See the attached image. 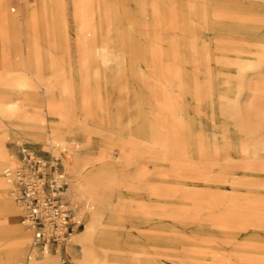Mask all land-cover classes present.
<instances>
[{
	"label": "rangeland",
	"instance_id": "obj_1",
	"mask_svg": "<svg viewBox=\"0 0 264 264\" xmlns=\"http://www.w3.org/2000/svg\"><path fill=\"white\" fill-rule=\"evenodd\" d=\"M31 1L30 11L38 9L40 0ZM95 1L101 3L103 9L99 14L107 17V21H102L98 42L77 43L73 0H61V14L64 20L62 49L54 46L50 29L49 33L44 34L45 39L43 35L30 31L28 37L31 41L26 43L24 29H19L17 53L20 56L16 60L18 68L14 65L6 66V69L14 72V76L26 74L30 79V85L20 87L18 92L23 98L24 95H36L43 101L46 97L65 101L69 113L67 112L68 116L64 119L60 114L42 110V129L46 131L47 138L40 139L35 137V127L26 125L24 119L18 117L19 113L29 117L32 115L26 101L21 100V108L15 109L13 114L7 117L0 113V140L6 144L7 149L13 151L15 160L18 157L19 145L24 142L40 147L51 141L55 151H60L62 171L68 181L64 196L81 222L76 231L83 227L84 221L75 211L81 206L80 202L73 201L67 191L72 174L66 165V155L76 152L86 156L87 161L80 163L79 167L83 171L95 165L109 169L107 176L116 180L112 189V206L117 215L109 236V264H179L173 260L174 255L186 254L192 247H202L207 251L240 250L234 245L244 240L243 231L237 230L231 234L233 243L227 244V241H224L208 245L194 241L192 239L200 236L221 238L222 231L212 227L204 219V214L190 221L189 217H183L182 213L157 207V197L151 193V187L146 188L150 186L147 182L141 183L139 187L129 184L134 180L135 172L142 168L147 170L145 176L151 184H164L170 189L179 187V192L184 194L183 198L195 200L193 191L189 190L194 185L198 188L207 187L212 182L201 179L178 181L173 178L172 163L174 159L184 158V155L186 159L195 161L204 157L198 154L194 147L200 139L207 149L206 161L217 169L241 161V144L245 145L246 160L262 166L261 172L256 175L259 177L249 183H255L256 190L264 194V115L250 112L249 109L246 111L243 125L242 119L239 122V116L235 112L242 106L246 107V110L249 108L246 101L256 95L250 84L255 79L264 77V3L260 0ZM12 4L15 8L12 12L15 13L18 5L16 1ZM152 4L159 5L166 11L165 16L169 20L167 28H161V25L155 22V13L151 14L147 9ZM229 8L239 11L240 14H251L255 19H229L212 13L213 10ZM46 14L53 12L48 9ZM96 14L98 18V13ZM166 40L174 41V45L176 43V57L173 63L179 68V88L172 80H165L163 76H154L155 80L153 77V71L156 69L150 58L151 48L165 45ZM192 42L195 44V52L191 47ZM95 45L98 46L99 52L108 58L102 61L91 57L89 62L95 64V70L100 73L94 75L92 68L89 70L86 67L88 69L81 79L79 48L81 52L86 53L89 46ZM91 50L93 52L92 48ZM247 56L256 59L253 66L255 70H246L247 74L241 79L245 81V85L241 87L239 59ZM34 67L45 68L52 79L59 76V82L50 90L43 91L29 73ZM131 67L135 68L138 80H133ZM193 78L199 82L198 97L194 96ZM62 79H68L70 82L69 91H61ZM7 82L10 81L0 80V91ZM96 83L99 84L102 98L100 106L94 98ZM153 85L156 87V98L153 97ZM82 88L87 94L83 105L79 98ZM135 90L137 97L133 94ZM260 94L264 97L263 89ZM178 97L180 103L177 106L175 101ZM163 100H168L171 107H164ZM176 116L182 118L185 125L186 152L180 155L177 151L157 146V139L154 137L158 127V134L164 140L165 122H172ZM54 125L59 128L60 136L71 127L72 132L83 133L86 138L66 142L60 140L59 136L56 141L49 140V132L51 137L55 136L54 131H48L47 128L50 129ZM137 136L140 137L139 144L133 155H121L119 147H132L127 143H131ZM103 139L108 143L105 149L100 145ZM156 149L161 152V159L155 154ZM225 149L235 162L230 163L224 159ZM231 170L233 172L227 175V180L218 182V185L227 192L234 187V194L241 199L247 187L233 183L248 177L247 169L239 166ZM208 187H214V184ZM197 201L201 204L206 202L199 197ZM21 213L19 211L16 216L19 223ZM220 214L225 216L224 213ZM21 224L28 229L24 223ZM177 231L189 237L183 239L186 244L182 249L174 248L176 244H183L181 239L180 243L174 241ZM49 248L52 254H58L60 264H77L75 257L80 252L78 244L69 246L66 243ZM36 249L38 252L42 251L40 247ZM24 256L22 261L26 259Z\"/></svg>",
	"mask_w": 264,
	"mask_h": 264
},
{
	"label": "bare ground",
	"instance_id": "obj_2",
	"mask_svg": "<svg viewBox=\"0 0 264 264\" xmlns=\"http://www.w3.org/2000/svg\"><path fill=\"white\" fill-rule=\"evenodd\" d=\"M16 1L18 5L17 12H12L15 8L12 6V2ZM264 3V0H260ZM32 4L31 0H0V80L6 79L10 81L5 84L0 91V113L5 116H9L14 113L15 109L21 108V100L26 101L28 108H31L30 117L24 113L18 114V117L24 119V123L30 127H35V137L40 139H46V131L42 129L43 117L41 111L45 110L50 113L60 114L64 119L68 116L69 109H66V103L62 100H55L54 98H45L43 101L39 96L24 95V98L18 92L22 86L30 85V79L26 74L21 76H14L12 70L6 69L8 65H14L18 68L17 59L20 56L17 53V44L20 39L18 37L19 29L22 27L24 34V41L29 42L31 39L28 37L30 31L36 34H41L44 37L45 33H49L50 30L53 35L54 46L62 49V29L64 27L63 14H61L62 3L61 0H40L38 9L30 11L29 6ZM148 7V6H146ZM53 12V14H46L47 10ZM151 14L155 15V22L161 25V28H167L169 20L165 16L164 11L159 5H149L147 8ZM101 3L98 4L95 0H73V17L75 20V26L77 31V43H90L98 42L100 39V28L102 21H107L106 15L99 14L102 12ZM98 13V18L96 17ZM213 14L222 16L229 19H249L253 20L255 17L251 14H240L239 11L229 8L228 10H213ZM105 14V13H104ZM169 17V16H168ZM171 23V22H170ZM243 27V25L241 26ZM50 29V30H49ZM21 30V29H20ZM22 32V31H21ZM45 39V37H44ZM21 43V42H20ZM10 44V45H6ZM176 45V43H175ZM174 41L166 40L165 45H161L158 48H151L150 58L153 61V66L156 70L153 71V77L163 76L165 80H172L179 88L181 86V79H179V68L175 66L173 60L176 57ZM191 47L195 52V44L192 42ZM93 49V52L91 50ZM102 49V47H101ZM92 52V53H91ZM48 54L46 57L48 58ZM98 58L100 60H107L108 56L99 52L98 46H89L88 52H81L79 48L78 59L79 62V77L82 79L85 75V70L90 67L91 72L95 75L100 73L99 70H95V64L89 62L90 58ZM248 57V56H247ZM242 57L239 59L241 63L239 65L240 71V84L244 87L245 81L241 80L242 76L247 74L246 70L253 71V66L256 64V59L253 57ZM195 60V56L193 58ZM25 65V64H23ZM50 65V63H49ZM21 66V65H20ZM88 67V68H86ZM94 68V69H93ZM131 74L133 80L136 78V71L134 67H131ZM29 73L36 79L38 85L43 91L50 90L54 87L56 82H59L60 77L50 78L49 72L45 71V68L34 67ZM158 74V75H157ZM101 77V76H100ZM154 77V80H155ZM158 78V77H157ZM85 80V79H83ZM61 91H69L70 82L68 79H62ZM250 82V81H248ZM193 92L194 96L198 97L199 82L193 78ZM250 86L256 91V95L253 98H249L246 101V105L241 109L236 110L237 116H239V122L244 125L246 111L256 112L264 115V97L261 95V89L264 90V77L255 79ZM153 97L156 98V87L152 86ZM135 97H137L136 90ZM87 94L82 88L80 90L81 104L86 102ZM95 101L100 106L102 98L100 95L99 84L96 83ZM179 97L176 98L175 104L178 106ZM164 107L170 106L171 103L167 100L162 101ZM180 106V105H179ZM86 113V112H85ZM117 115V114H116ZM237 119V118H236ZM238 120V119H237ZM12 122V120L10 121ZM165 136L164 140L158 134V127L155 134L157 139V146L162 149H169L177 151V154L186 152L185 149V135H184V122L179 116H176L172 122H165ZM48 131H54L55 137H51L49 132V140H58L60 137L62 141L73 142L74 139H85L83 133L75 134L71 127L64 135L60 136L58 133V127L52 126L47 128ZM60 136V137H59ZM46 137V138H45ZM136 137L128 142L127 145L132 147H119V152L123 156L131 157L139 144ZM130 141V140H129ZM264 144V141L262 142ZM107 142H100V145L105 149ZM198 154H202L204 157H200L198 160L184 158L174 159L172 163L173 178L180 181L182 179L198 180L201 179L205 182H212L214 187H194L189 190L193 191V199L189 200L183 198L184 194L177 189H170L164 184L151 182L146 178V169L139 168L135 175L134 180L130 181V186L139 187L141 183L146 182L150 184L151 193L156 195V206L165 208V210H174L184 214L183 217H189L188 220L196 217H201L204 214V219L209 224L222 231L220 237H197L192 239L202 244L211 245L212 243H223L227 241L233 243L231 235L234 231H243L244 240L235 244L237 249L229 250L228 252L223 250H211L207 251L202 247H192L186 254H176L173 260L179 264H264V194H260L256 188V184L250 180L257 179L259 172H261L260 165L257 166L256 162H249L246 160L247 152L245 145L241 144L242 160L237 164H230L222 168H216L211 163L206 161L207 149L204 142L198 139L194 145ZM102 148V149H103ZM101 149V153L103 150ZM155 154L161 159V152L158 149L154 150ZM224 159L230 163H233V158L229 155V152L225 149ZM12 150L6 148V144L0 140V264H60L58 254H52L50 248H44L41 252H38L32 243V235L29 229L25 228L16 219L17 213L22 212L21 206L17 203L13 196L15 185L14 182L5 174V168L15 169L18 165V157L15 160ZM65 156V155H64ZM66 165L71 172L72 177L70 185L67 188L68 193L71 195L73 201L80 202L81 206L75 209L76 214L80 215L84 221L83 227L74 231L70 240L67 242L69 246L78 244L80 246V252L76 255L75 260L77 264H109L110 255L109 249L110 241L109 236L112 233L111 229L116 222L117 215L113 210V195L112 189L116 185V180L109 174V169H105L100 166H91L87 170H80V163L87 161V157L78 153L69 152L66 155ZM206 157V159H205ZM245 167L247 169V176L243 179L235 180L233 185L241 184L247 187L243 197L238 198L234 193L236 189L229 190L228 192L218 185L227 180V175L232 174V168ZM65 168V166H64ZM161 172V171H160ZM4 175H3V174ZM155 175V174H154ZM253 176V177H250ZM165 177V176H163ZM155 178V177H154ZM183 189V188H182ZM206 200L204 204L197 201V198ZM215 211V212H214ZM220 213H224L225 216ZM23 223V222H22ZM189 239V237L181 234L177 231L174 235V241L180 243V239L183 243V239ZM181 243V244H182ZM186 243L182 246L176 244L174 248L182 249ZM179 252V251H178ZM26 256L25 261L23 256ZM24 256V257H25Z\"/></svg>",
	"mask_w": 264,
	"mask_h": 264
},
{
	"label": "built area",
	"instance_id": "obj_3",
	"mask_svg": "<svg viewBox=\"0 0 264 264\" xmlns=\"http://www.w3.org/2000/svg\"><path fill=\"white\" fill-rule=\"evenodd\" d=\"M4 172L14 182L21 221L31 231L33 245L44 249L66 244L81 222L64 196L68 181L60 151L51 141L40 147L24 142L19 145L17 167Z\"/></svg>",
	"mask_w": 264,
	"mask_h": 264
}]
</instances>
